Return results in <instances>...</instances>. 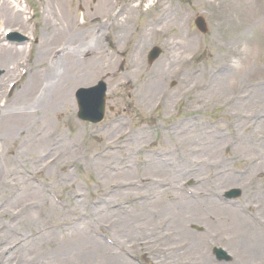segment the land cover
Here are the masks:
<instances>
[{"label":"bare ground","instance_id":"bare-ground-1","mask_svg":"<svg viewBox=\"0 0 264 264\" xmlns=\"http://www.w3.org/2000/svg\"><path fill=\"white\" fill-rule=\"evenodd\" d=\"M112 5L113 2L105 16L97 9L90 11L87 2L79 5L78 8L85 7L92 14L88 17L83 13V17L98 26L89 38L83 39L80 33L71 36L80 27L73 19L61 22V15L56 20L47 18V27L51 29L39 37L38 45L48 43L45 56L60 59L50 60L48 67L45 60L39 61L41 69L34 71L32 80L13 103H4L0 108L3 264H21L23 258L26 264H74L72 259L76 255L93 264L106 260L109 264H134L130 257L136 252L147 258L148 264H217L210 258V245L215 241L234 242L237 238L241 239L236 243L238 249L257 253L262 249L260 253L264 254L262 244L256 248L249 243L252 232L248 226L264 232L257 216L244 212L250 204L234 206L220 201L211 187L213 179V183L221 185L225 179L234 178L218 177L222 168H216L225 158L245 155L250 158L248 163L257 164L258 175L264 173V112L250 103L263 94L262 81L237 79L238 70L231 64L234 49L224 47L227 51L222 61H218L215 51L220 48L214 42L208 44L215 51L206 63L191 64L189 56L200 49L199 43L185 31L184 23L181 31H167L169 13L173 10L170 4L159 7L158 14L147 19L126 56L109 42L107 46L119 54L118 58L113 57V52L105 49L99 39L107 36L113 25L126 29L125 20L114 22V17L120 13L137 14L138 7H121L110 21ZM0 7L9 8L8 4ZM9 10V18L15 20L18 9L12 5ZM69 35L72 42L88 40L90 45L85 48L80 43L78 49L82 54L77 56L69 50L52 48L60 40H68ZM152 36L164 37L168 54L155 67L147 69L142 51ZM23 53L22 46L0 44V65L13 56L9 65L18 64ZM15 71L16 67L9 73ZM102 72L120 89L115 94L114 106L117 110L123 106L126 109L115 112L108 126L93 128L89 135L94 140L84 143L85 135L80 129L69 136L64 133L67 127L64 122L70 119L64 114L69 113L76 86L89 83ZM172 78L178 83L175 94L167 86ZM40 89L41 96L37 101L35 96L33 99L35 106L30 105L33 92ZM1 93L0 86V96ZM1 97L6 102L7 97ZM42 98L45 100L38 107ZM185 98V108L199 111L222 99L228 110L215 124L198 115L172 118L173 103ZM242 104L244 112L240 111ZM159 108L164 122L157 139L149 141V129L143 125L125 131V116L149 117ZM150 123L151 127L156 126L154 121ZM222 154L225 157L221 159ZM78 162L85 166V171L96 174L97 192H91L90 184L86 187L72 179V168ZM187 180H193L194 186L186 187ZM55 184L65 190L62 199L66 202L62 204L50 197ZM88 209L92 212H84ZM100 219L104 222L99 223ZM192 222L202 223L205 232L191 233L188 226ZM100 228L115 234L111 245L99 239ZM68 247L77 250V254H69Z\"/></svg>","mask_w":264,"mask_h":264},{"label":"rangeland","instance_id":"rangeland-1","mask_svg":"<svg viewBox=\"0 0 264 264\" xmlns=\"http://www.w3.org/2000/svg\"><path fill=\"white\" fill-rule=\"evenodd\" d=\"M138 1L141 2L139 10V12H141L146 9V6L150 5V2L152 0H121V5L130 3L137 4ZM85 2L89 4L90 11L97 9L102 15L105 16V14L110 10L113 0H0V6L2 4H8L9 8H12V5H14V7L18 9V18L16 17L15 20H11L8 16V14L11 12L9 8L6 7L7 9L3 10L0 7V43H5L4 32L6 30L19 32V34L26 36V38L28 39V42L23 45V47L25 46V50L23 55L21 56L22 58L20 57L21 62L12 65V67H16V69H18L19 73L17 72V74L15 75L6 76V73L10 72L11 70V65L9 64L14 56L6 61V64L8 63L7 66L6 64L0 65L1 94L6 95L9 92V85L12 82H16L19 80L18 84L22 85V88L20 85L17 89L14 88L15 90L12 89L10 91L8 95L9 97L7 98L6 102L3 97H0V108H2V105L4 103H13V100L20 92V90L23 89L24 86L32 80L34 71L38 72L39 69H41L38 68L39 61L45 60L48 67L50 66V60L60 59H48L45 56L43 52H45L44 48L48 43L46 44L44 42L38 45L39 37H43V34L45 33L47 35V31L51 29V26L47 27V21H45L47 18L52 17L54 18V20H56L57 18L60 19L61 15V22H64V20L67 19L75 20V23L80 25V27L77 31H72L71 36L80 33L82 34L84 39L89 38L91 37V35L96 33L95 29L98 26L96 24L88 22L86 17H89L92 14H88L90 12L88 11V9H85V7L81 8L82 10L78 8L80 4H85ZM155 2L156 5L148 10L147 16L145 14L142 15L128 13L127 15H125L123 13H120L117 17H114V22L117 21L119 23H123L125 20L124 23L126 29L122 30L120 28H116L113 25L109 29L108 35L99 39L103 46L106 47L105 49L112 51L114 54L112 56L118 58L119 54L114 49H112L111 46H107L109 42H112L115 47H119L120 51H123V55L126 56L130 51L131 44L133 43L138 31L146 22L147 18L153 19L158 14L159 7H162L165 4H170L173 10L169 13V26H167V31L169 33L181 31L183 30L182 25L184 23L186 29L193 35V37L198 42H201L204 45V49L202 51L198 50L190 56V60L193 63H206L215 51L213 48L208 47V44L210 42L216 43V46L220 48L218 51H215L216 56L219 58L218 61H222L221 59L224 58L225 52L227 51V49H224V47H232L235 51L234 57L240 58L243 64V69L237 72V79H252L257 80L256 82L262 81L263 83L261 86V91L263 94L256 99H251L250 103L255 108L264 112V0H155ZM116 11L117 9H114V12ZM110 12L111 14L114 13L113 11ZM110 12L108 16H110ZM83 13L86 14V16L84 15V21L82 19ZM196 16L204 17L208 28L205 34H201L193 24V20ZM59 21L57 22L58 25L56 26L57 29H59ZM110 21H112V17L110 18ZM83 22H85L86 24H84ZM86 31H88L89 33L86 34ZM112 36H114V39L112 38ZM123 38H125L127 41H124ZM87 41L72 42L69 35L68 40H60V42L58 44H54L52 48H62V50H69L70 53L77 56L82 54L80 53L81 49H78V47L81 45L80 43H82V46L86 48L88 45H90ZM244 45H247L246 52L243 50ZM153 46L159 47L161 49V54L152 62H148L147 54ZM56 51L60 52L58 50ZM142 52V61L144 62L147 69H150L155 67L168 54V46L164 40V37L161 36L154 38V36H152L151 39L146 41L144 50ZM58 62L56 64H58ZM58 68L60 70L61 66L58 65ZM21 71L25 72L22 73ZM49 72L50 69L47 73H45V76L46 74L48 75ZM98 81H103L105 84V110L103 120L98 124H90L87 122L79 121L75 115L76 102L74 98L75 93L73 91L71 95L72 103L69 113L65 112L66 114H64L66 115V118L70 116V119H68L67 122H64L68 127L64 128V133L67 136L72 135L74 130L79 125L78 128H82V130L84 131L83 135L88 138L89 129L91 127H100L104 125L108 126V123H110V120L115 112L118 113V111H123L126 109V106H123V108L121 107L119 110H117L118 108L114 106L113 100H115V94H118L120 92V89H118L115 83L113 84V81H111L106 72L99 73L89 83L77 85L76 90L79 88H86L96 85ZM17 85L15 87H17ZM37 85L40 86V84ZM167 86L173 90L174 94L177 93L178 83L176 79H170L167 82ZM41 90L42 89L33 92L30 105L35 106V103L33 102L34 96L37 101V99L41 96ZM255 92L257 91L255 90ZM110 95L112 96L110 97ZM44 100L45 99L42 98L40 104H38L37 106L40 107L43 104ZM185 101L186 98L180 100L179 102L173 103V111L171 114L172 118H181L186 115L192 118L193 116L198 115L205 122L215 124L219 121V119L222 118V115L225 113V111L228 110L224 106L222 99L218 102H212L211 104L205 105L204 107L200 108L199 111H197L198 109L194 107L185 108ZM243 107L244 104H242L240 111H243ZM72 114L75 121L72 119ZM153 118L154 123L156 124V128L149 129L148 139L150 141L157 139L160 135V133H158V130L164 122L160 119V109L154 111L152 114H150L149 117L145 114H137L134 119L126 118L124 123H126L127 128L131 129H135V127H138L140 125L148 127ZM73 121L77 123L74 130L71 126L73 125ZM2 146L3 142L0 141V147ZM221 156V158L224 157V155ZM249 159L250 158L245 155L241 157L239 156L225 158V160L221 162L220 165L216 168L217 170L222 168V171L219 173L218 177L221 175H230L234 178L230 181L225 179L224 183H222L221 185L213 183L215 181V179H213L211 182V187L215 188V191L220 195L222 199H224L223 193L228 189L239 188L241 190L240 197L235 200H224L237 203L238 205L247 202L250 204V206L248 207H251V210H253L252 206H254L256 215L258 214V222L261 223V226H264V173L258 175L256 172L257 164H253L250 162L248 163ZM1 162L2 160L0 159V163ZM85 170V166L82 165L77 170L79 173H74V170H72V179L78 182L80 185L90 184L92 191H97V188L94 184L96 174L93 173V171L87 172ZM186 184L187 186H192L193 180H187ZM244 184H247V186L244 187ZM54 187L57 191H62L60 184H55ZM63 192L65 193L64 188ZM58 193L63 194L62 192ZM98 222L102 223L104 221L100 219ZM248 228L252 232L251 234H249V243L256 248L260 247L262 244L264 249V232L259 227L258 229H255L252 225L248 226ZM188 230L191 233L201 235L205 232L206 229L202 223L192 222L188 226ZM223 233L227 236H231L227 231H224ZM123 241L126 240L124 239ZM240 241L241 239L237 238L234 242H213L212 246H219L224 248L231 255V260L228 262H218L214 258L212 253H210V256L212 258L211 260L217 264H233L236 260L239 261V264H264V254L260 253L262 249L258 250V253L257 251L252 249H249L248 252L246 251V248L242 250L238 249L236 243ZM243 243L246 242L244 241ZM64 250L65 247L63 248V251ZM68 253L77 254V250L71 251L70 247H68ZM20 261L21 264H26L25 258ZM72 262L74 264H93L91 260L85 259L78 255H76L74 259H72ZM108 262L109 260H106L102 264H109ZM0 264H3V260L1 257Z\"/></svg>","mask_w":264,"mask_h":264},{"label":"clouds","instance_id":"clouds-1","mask_svg":"<svg viewBox=\"0 0 264 264\" xmlns=\"http://www.w3.org/2000/svg\"><path fill=\"white\" fill-rule=\"evenodd\" d=\"M243 50L246 52L247 51V45H244ZM232 67L235 68L236 70H242L243 69V64L241 62L240 58L234 57L231 61Z\"/></svg>","mask_w":264,"mask_h":264}]
</instances>
